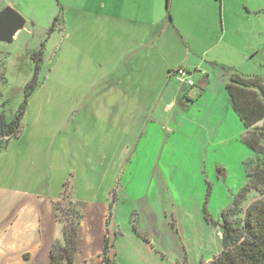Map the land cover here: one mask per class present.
Instances as JSON below:
<instances>
[{
  "label": "rangeland",
  "instance_id": "1",
  "mask_svg": "<svg viewBox=\"0 0 264 264\" xmlns=\"http://www.w3.org/2000/svg\"><path fill=\"white\" fill-rule=\"evenodd\" d=\"M6 7L27 25L0 43V114L12 121L31 97L0 152V264H48L63 237L58 199L83 216L73 264L218 256L221 215L252 160L226 84L230 71L264 82V0H0ZM146 89V125L114 128L124 95L142 101Z\"/></svg>",
  "mask_w": 264,
  "mask_h": 264
},
{
  "label": "trees",
  "instance_id": "2",
  "mask_svg": "<svg viewBox=\"0 0 264 264\" xmlns=\"http://www.w3.org/2000/svg\"><path fill=\"white\" fill-rule=\"evenodd\" d=\"M226 93L246 131L241 141L251 150L252 160L247 172V186L233 207L221 215V252L209 263L200 264H264V82L258 77L245 78L230 71ZM29 97L31 95L27 94V101L12 121L0 114V152L21 133ZM250 193L255 196L246 205L244 202L248 201ZM55 210L63 225V237L62 242L53 245L49 264H73L79 249L83 216L73 204L66 209L57 202ZM105 249H108V243Z\"/></svg>",
  "mask_w": 264,
  "mask_h": 264
},
{
  "label": "crops",
  "instance_id": "3",
  "mask_svg": "<svg viewBox=\"0 0 264 264\" xmlns=\"http://www.w3.org/2000/svg\"><path fill=\"white\" fill-rule=\"evenodd\" d=\"M166 10H167V7H166ZM114 19H112L111 21H113ZM168 20L171 22L170 18H168ZM123 23H124V27L128 25V22H130V20L128 19H124L123 18ZM164 23V22H163ZM158 27H159V24H158ZM111 31H113L112 29H110ZM114 32V31H113ZM105 45L104 42L100 41L98 43V46L100 48H102L103 46ZM139 48H142V46L139 44ZM143 49V48H142ZM129 57V54L127 52H125L122 56V60L123 62H126L128 60ZM147 59H143V61L141 62L140 64V67H142L143 71L146 70L147 68ZM95 64H98V62H96ZM181 67H179L178 69H180ZM130 73V71H128ZM175 76H177V73L175 71ZM130 77V76H129ZM178 78V77H177ZM209 77L208 74L206 76V80L207 82H204L205 80H203V84L205 87H207L209 85ZM147 80V77L146 75H141L140 76V81H146ZM227 83V78H226V82ZM193 86H195L193 84ZM191 86V87H193ZM147 89H148V86H146ZM147 89L143 92V99L142 101L139 99V101H136V100H131L130 98H126L125 95H124V100L123 102L120 104L122 106H117L118 109H120L122 111V114H123V122H119V121H116L114 122L113 124V127H120V125H122V128L123 129H126L127 130V134L129 135L130 134V130L132 128H134L135 126L137 127H141L142 124L146 125V122H147V102L145 103V98H146V95H147ZM129 97H136L135 94H129L128 95ZM180 96V95H179ZM172 104H168L167 105V108H169ZM141 113L143 114V117L141 118ZM125 120L128 122V126L127 127L125 125ZM145 127V126H144ZM243 127V126H242ZM244 129V128H243ZM245 129H244V132L242 131V129L238 132V135L237 136H244L245 135ZM16 138V137H15ZM12 140V139H11ZM10 143V142H9ZM56 203L59 202V199L57 201H55ZM54 203V205L56 204ZM57 218V217H56ZM63 227V226H62ZM44 229L41 231L40 235L43 233ZM48 232V230L46 231ZM52 235V232L49 233L47 235V239H49V237ZM40 239H46V235L45 233L42 234V236H40ZM58 242H62V239ZM56 243V242H55ZM54 243V244H55ZM2 243H0V247H2ZM24 252V257H26V254H27V250H23ZM51 253V252H50ZM49 262H50V259H49ZM48 262V264H49Z\"/></svg>",
  "mask_w": 264,
  "mask_h": 264
},
{
  "label": "water",
  "instance_id": "4",
  "mask_svg": "<svg viewBox=\"0 0 264 264\" xmlns=\"http://www.w3.org/2000/svg\"><path fill=\"white\" fill-rule=\"evenodd\" d=\"M26 25L27 20L15 9L6 7L0 10V43L11 44Z\"/></svg>",
  "mask_w": 264,
  "mask_h": 264
},
{
  "label": "built area",
  "instance_id": "5",
  "mask_svg": "<svg viewBox=\"0 0 264 264\" xmlns=\"http://www.w3.org/2000/svg\"><path fill=\"white\" fill-rule=\"evenodd\" d=\"M177 77L180 82H184L188 84L189 86H193V81L190 79H187V73L184 69H179L177 71Z\"/></svg>",
  "mask_w": 264,
  "mask_h": 264
}]
</instances>
